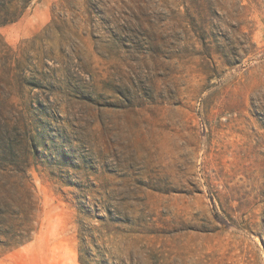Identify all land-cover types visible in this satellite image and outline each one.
<instances>
[{"label":"rangeland","instance_id":"rangeland-1","mask_svg":"<svg viewBox=\"0 0 264 264\" xmlns=\"http://www.w3.org/2000/svg\"><path fill=\"white\" fill-rule=\"evenodd\" d=\"M0 264H264V0H0Z\"/></svg>","mask_w":264,"mask_h":264},{"label":"trees","instance_id":"trees-1","mask_svg":"<svg viewBox=\"0 0 264 264\" xmlns=\"http://www.w3.org/2000/svg\"><path fill=\"white\" fill-rule=\"evenodd\" d=\"M25 1H27V0H25Z\"/></svg>","mask_w":264,"mask_h":264}]
</instances>
